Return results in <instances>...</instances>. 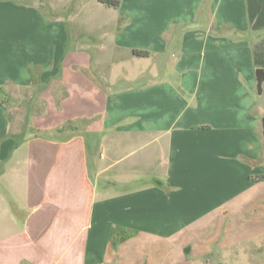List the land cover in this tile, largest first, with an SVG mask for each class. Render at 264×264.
Wrapping results in <instances>:
<instances>
[{
    "label": "crops",
    "instance_id": "crops-1",
    "mask_svg": "<svg viewBox=\"0 0 264 264\" xmlns=\"http://www.w3.org/2000/svg\"><path fill=\"white\" fill-rule=\"evenodd\" d=\"M116 1L92 57L0 0V264L194 263L263 201L264 0Z\"/></svg>",
    "mask_w": 264,
    "mask_h": 264
},
{
    "label": "rangeland",
    "instance_id": "rangeland-1",
    "mask_svg": "<svg viewBox=\"0 0 264 264\" xmlns=\"http://www.w3.org/2000/svg\"><path fill=\"white\" fill-rule=\"evenodd\" d=\"M7 1L11 4L22 6L23 8L28 7L36 9L46 14L55 13L57 15H69V22L64 24L65 31L70 36V39L66 43L65 50L83 51L85 54L92 57L96 55L97 49L100 48L101 44L98 40L100 35L98 28L103 25L97 24V22L115 15L112 10H106L105 8L97 6L95 3L93 7L89 6L86 8L85 15L83 14L76 17L75 14L76 11H78L77 7L82 0ZM84 1L86 0H83V2ZM50 2L53 8H50ZM44 30L42 29L41 32L44 33ZM43 47L44 44H42V51ZM123 66L126 72L135 69L133 65L129 63H125ZM36 67L37 66L31 62L26 64L28 72L35 70ZM105 74L110 75L113 74V72H106ZM121 74L122 76L126 75L124 72ZM257 192L259 195L263 194V198L261 197L263 201L259 203V205L251 206L243 211H234V214L228 217V219L231 220V223H229V241L233 243V247L222 250L220 255L212 254V256L205 260H196L194 263H192V261H185L180 264H264V183L259 186ZM225 218L227 217H222V221ZM148 251L151 252V250ZM148 255L150 254L148 253Z\"/></svg>",
    "mask_w": 264,
    "mask_h": 264
},
{
    "label": "trees",
    "instance_id": "trees-1",
    "mask_svg": "<svg viewBox=\"0 0 264 264\" xmlns=\"http://www.w3.org/2000/svg\"><path fill=\"white\" fill-rule=\"evenodd\" d=\"M98 2L106 7L110 8H116L118 7L119 3L116 0H98ZM133 55L138 58H145L149 56V53L147 51H133ZM255 79H256V87L257 92L259 94L263 93L262 84L264 83V70H256L255 71ZM6 97H8L7 93L4 92L2 87H0V100L3 101ZM263 126V137H264V119L262 121ZM18 141L15 142V145H17Z\"/></svg>",
    "mask_w": 264,
    "mask_h": 264
}]
</instances>
